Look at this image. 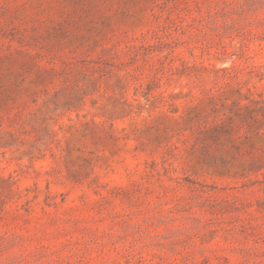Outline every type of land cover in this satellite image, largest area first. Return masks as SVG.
Here are the masks:
<instances>
[{"label": "rangeland", "instance_id": "374dc122", "mask_svg": "<svg viewBox=\"0 0 264 264\" xmlns=\"http://www.w3.org/2000/svg\"><path fill=\"white\" fill-rule=\"evenodd\" d=\"M0 264H264V0H0Z\"/></svg>", "mask_w": 264, "mask_h": 264}]
</instances>
